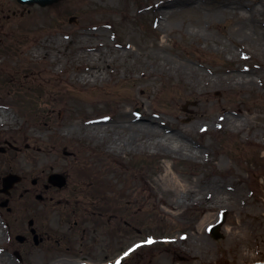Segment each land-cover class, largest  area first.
Listing matches in <instances>:
<instances>
[{
    "label": "rangeland",
    "instance_id": "374dc122",
    "mask_svg": "<svg viewBox=\"0 0 264 264\" xmlns=\"http://www.w3.org/2000/svg\"><path fill=\"white\" fill-rule=\"evenodd\" d=\"M229 2L257 11L242 23L247 33L253 31L249 38L224 11ZM99 25L106 27L99 56L92 59L102 74L81 81L85 65L75 60V43L91 41L88 31ZM163 35L167 46L161 51ZM122 43L128 48L117 47ZM262 44L264 0H62L48 7L0 0V111L16 117L13 124H0V147L13 146L0 153V181L8 174L22 178L8 197L0 193V203L9 200L0 207V264H104L146 237L154 245L124 264L264 261ZM158 56L185 62L210 80L229 69L253 68L244 75L255 83L193 87L187 76L158 72L152 63ZM155 115L173 135L171 143L183 141L184 149L199 154L150 153L135 145L117 153L108 150L106 136L88 140L85 135V124L96 117L110 118L108 129L120 134L126 133L119 126L124 122L138 124ZM228 117L236 121L235 129L226 125ZM36 131L55 147L52 167L24 165L34 154L33 148L27 153L26 135H39ZM51 174L64 176L65 185L49 184ZM166 174L190 191L165 184ZM224 196L234 203L219 202ZM224 213L223 237L213 240L208 228ZM111 214L123 221L120 234L110 237L107 231L105 237L103 228L93 246L52 248L54 232L78 234L67 230L70 220ZM30 219L43 235L39 246L29 234ZM17 236L27 240L20 244Z\"/></svg>",
    "mask_w": 264,
    "mask_h": 264
},
{
    "label": "bare ground",
    "instance_id": "6f19581e",
    "mask_svg": "<svg viewBox=\"0 0 264 264\" xmlns=\"http://www.w3.org/2000/svg\"><path fill=\"white\" fill-rule=\"evenodd\" d=\"M126 3V1L124 2ZM225 12L231 13L232 16L236 18L237 24L241 27L238 28V31L240 34L245 35L246 38H249L250 35H252L253 31H251L249 28L248 30L251 31L247 33V29L242 26V23L248 22V20H252L254 17V11L255 9H247V11H244V7L237 3H226L225 4ZM113 11H110V14ZM257 12V11H256ZM161 15L162 12H160ZM171 12H168L166 15L170 16ZM40 22H43L41 20ZM106 26H96L92 29V31H88L89 38L92 39L91 41L84 40L81 43H75V52L74 57L75 60L83 61V64L85 65L84 68H80L84 75H81V81L86 80L87 78H92L95 80L96 78H100L102 72L99 70L98 65L96 64L95 60H93V57L99 56V50L97 49L98 45L100 44V41H102L101 35H103V29ZM258 32L261 33V30L258 29ZM63 33V32H61ZM65 34V33H64ZM38 37V36H37ZM166 36L163 35L160 39L159 48L161 51L165 50L166 48ZM263 48L264 45L262 44ZM122 49L128 48L125 43H122L120 46H117ZM223 49V48H221ZM109 52L113 50L112 48L107 49ZM59 55L61 53H58ZM114 54V53H113ZM232 58L235 57L234 54L231 56ZM46 58V55H45ZM56 61V57L54 54H52V62ZM152 63L155 65V68L158 72L163 73V75L167 76L168 78L174 76V77H183L187 76L188 79L191 81L193 87H198L199 85H202L203 87L215 88L222 86L224 89H232L236 86H251L255 83V79L252 77H249L244 74H250L249 70H254L253 68L247 69H229L226 72V75L223 77H217L214 80L206 79V77H203L202 74L197 72L194 67L186 64L185 62L181 61H175L172 58H163V57H155L152 59ZM261 74V73H260ZM153 75V74H151ZM260 76L257 77V82L260 81ZM197 92V91H196ZM191 93V91H190ZM192 94V93H191ZM223 113H228V110L221 108ZM51 113L54 112V110H50ZM15 115H13L11 112L6 113L0 111V124L8 123L13 124L15 122ZM159 117L156 115L151 118H140L142 122H139L136 124L137 121H129L124 122L120 126V129L126 130V133H123V131H119L120 134L115 133L116 130H114L112 127L108 129L107 125L108 122L111 120L107 116H100L96 117L93 120H90V122H87L85 124L86 126V138L88 140H94V136L98 139H101L102 137L106 136L107 141L109 142L108 150L109 151H115L117 153L121 151H129L132 147V145H135L134 148L137 147V150L140 151H148L150 153H159L161 151L163 152H171V153H181L182 151L185 153H190V155H196L198 151L191 150V147L188 148L187 144L185 145L187 149H184V142H175L173 141L171 143V138L173 135H168V131L165 129L166 124L165 122L158 120ZM227 126L228 127H234L236 125V121H234L231 117L226 118ZM41 123L47 128L46 132H49V129L47 127V123L44 121H41ZM88 127V128H87ZM37 129V128H35ZM69 130H73L72 127L68 128ZM90 129L93 131V133H90ZM33 131V130H32ZM107 131H111L112 135H108ZM163 131V133H162ZM35 132V131H34ZM38 132V131H36ZM44 132V133H46ZM39 133V132H38ZM69 134V133H67ZM113 135H116L117 138L113 137ZM84 137V135H83ZM27 140V153H29L30 149H34V154L28 157V159L25 160L24 165L30 166L31 168L35 167V169L43 168L45 166L52 167L54 164H56V158H55V147H52L48 145L45 141L44 135L38 134H29L26 135ZM112 138V139H111ZM199 154V153H198ZM58 165V164H57ZM55 165V166H57ZM54 166V167H55ZM64 179L65 177L62 176ZM163 182L171 187H173L176 190H184L186 192L190 191L189 188L186 186L181 185L178 180L175 177H170L168 174H166L163 178ZM232 198L229 196H224L223 200H220L219 202L232 204L234 203V200L232 202ZM264 205V203L262 204ZM210 206L206 207V209H209ZM207 213L206 215H208ZM205 219V218H204ZM210 220V219H209ZM208 220V221H209ZM2 263V262H1Z\"/></svg>",
    "mask_w": 264,
    "mask_h": 264
},
{
    "label": "flooded vegetation",
    "instance_id": "af4514ba",
    "mask_svg": "<svg viewBox=\"0 0 264 264\" xmlns=\"http://www.w3.org/2000/svg\"><path fill=\"white\" fill-rule=\"evenodd\" d=\"M12 146L8 145V142L5 143L3 147H1L2 152L5 153L8 149H11ZM26 192H30L29 189L25 190ZM71 222L70 226H68V231L72 233L73 231L78 232L77 244H74L71 234L64 233V231H56L52 234L51 240H52V248L56 250H70L75 245H78L80 247H90L96 244L97 239H99L103 234L106 237V232L108 231L107 235L112 237V235L120 234L122 231V219L118 218L116 216H110V217H97L95 219H87L83 220L81 218H74L70 220ZM67 222V223H69ZM91 223L93 227L91 228ZM104 228V233L101 235L100 231ZM37 232V231H36ZM43 236V235H42ZM42 236H39L42 239V242H44V239ZM109 237V238H110ZM47 239V238H46ZM27 240V239H26ZM74 244V245H73ZM122 250L115 256V261L119 259V264H124L126 261H123L121 258ZM113 260H108V262H112ZM118 264V262L116 263Z\"/></svg>",
    "mask_w": 264,
    "mask_h": 264
},
{
    "label": "water",
    "instance_id": "95a60500",
    "mask_svg": "<svg viewBox=\"0 0 264 264\" xmlns=\"http://www.w3.org/2000/svg\"><path fill=\"white\" fill-rule=\"evenodd\" d=\"M19 3L21 4H29L32 5L34 3H37L41 6H47V5H51L54 3H57L61 0H17ZM20 179L16 176L10 175L6 178L3 179V189L2 192L4 193H8V190L11 189L13 187V185L18 182ZM49 182L58 186V187H62L64 185V178L60 175H52L49 178ZM7 204V201L3 202L1 205L5 206ZM216 230L214 231V237L215 238H219V235L217 233L218 231V227L215 228ZM35 243L37 244L36 241V237L34 238Z\"/></svg>",
    "mask_w": 264,
    "mask_h": 264
},
{
    "label": "snow or ice",
    "instance_id": "6c2138e0",
    "mask_svg": "<svg viewBox=\"0 0 264 264\" xmlns=\"http://www.w3.org/2000/svg\"><path fill=\"white\" fill-rule=\"evenodd\" d=\"M151 241H149V243H150ZM128 253H125V255H127ZM118 264H119V262H118Z\"/></svg>",
    "mask_w": 264,
    "mask_h": 264
}]
</instances>
